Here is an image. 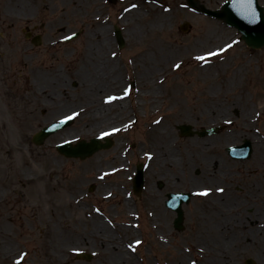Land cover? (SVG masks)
<instances>
[{
    "label": "rangeland",
    "instance_id": "rangeland-1",
    "mask_svg": "<svg viewBox=\"0 0 264 264\" xmlns=\"http://www.w3.org/2000/svg\"><path fill=\"white\" fill-rule=\"evenodd\" d=\"M198 1L219 8L225 0ZM258 1L264 7V0ZM129 10L139 18L125 14ZM183 21L189 23L187 31L179 28ZM113 25L122 29L120 49ZM101 26L108 44L97 52L118 68V83L108 75L91 87L97 61L85 56L95 47L92 34ZM26 27L42 36L38 46L24 37ZM75 31H81L78 38L59 41ZM148 64L152 75L143 80L144 86L141 75ZM0 70L19 86L46 89L51 98L47 102V95L36 92L34 120L19 106L21 119L0 126V264H14L19 257L25 264H45L47 254L55 264H124L115 261L113 250L89 237L97 218L115 244L132 255V264H197L198 254L210 250L209 230L221 211L237 220L241 215L246 225L230 221L227 228L217 225L215 234L232 238L242 231L246 236H240V248L224 249L227 255L220 261L235 264L252 257L261 264L264 240L253 229H264V215L251 214L264 208V47L249 48L235 29L192 11L186 0H0ZM151 79L155 83L146 85ZM0 83L3 88L8 80ZM110 91H122L129 112L119 130L107 132L111 147L84 160L58 154L55 143L89 139L115 125L106 117L84 126L86 112L108 104L99 99L100 93ZM65 113H76L71 126L41 146L30 143L50 116L54 120ZM155 121L161 124L152 132ZM180 123L221 128L211 136L184 137L176 128ZM164 126L171 133L164 152L173 165L159 167L152 154L163 152L155 146L157 130ZM244 138L252 143L251 156L230 158L225 148ZM121 151V159L114 161ZM143 161L144 190L136 196L131 179L135 164ZM202 187L210 193L183 205V227L175 230L174 213L166 211L163 193ZM223 194L225 203L216 204ZM3 198L14 199L6 204ZM127 225L135 232L124 237ZM76 251L93 257L78 259Z\"/></svg>",
    "mask_w": 264,
    "mask_h": 264
},
{
    "label": "bare ground",
    "instance_id": "bare-ground-1",
    "mask_svg": "<svg viewBox=\"0 0 264 264\" xmlns=\"http://www.w3.org/2000/svg\"><path fill=\"white\" fill-rule=\"evenodd\" d=\"M129 16L134 15L132 10H129L127 13H125ZM132 14V15H131ZM133 19H138L139 17H134L132 16ZM92 38L96 41L95 43V47L92 49H90L85 56L86 61H89L90 59L92 61L96 60L97 63L95 64V68L93 70V75L95 76V79L92 80L90 82V84L92 85L91 87H95V86H99V83H101L103 81V79L105 77H107L108 75L112 77H116L117 79H113L114 83H118V68L112 64V61L110 59H106V58H102L101 55L97 52L98 48L99 49H104L106 48L107 44H108V39L106 37V31L104 27H99L96 31L93 32L92 34ZM92 52L94 54H92ZM135 59H140V57H135L133 60ZM91 61V62H92ZM142 63H145V60L142 61ZM109 64V66H108ZM108 66V67H107ZM151 66H149V64L147 66L143 67V71H142V75H141V81L145 80V78L147 76L152 75V73L150 72ZM155 83V80L151 79L148 82H146V85H153ZM143 85L145 86V82L143 81ZM108 97H116V99L112 100V103L110 104H106V105H102L101 107H95L91 110H89L88 112H86V121L84 122V126H92V124L98 122L101 120V118L104 120L106 117L110 118L111 120H113L115 122V125L110 126L108 128L102 129L100 130V132H107V131H111L113 129H117L119 130L122 126V123L124 122L123 120L127 117V115L129 114L128 111L125 110V106H123V102L124 99H122V96L120 95V93L115 92V91H110V92H101L99 99L100 100H108ZM140 108V103H138L136 105V109ZM123 121V122H122ZM122 122V123H121ZM154 123V124H153ZM152 124V132L154 130L155 125H157V127L161 124V121H155ZM157 133L159 134V136L157 137L159 140L156 141V146L155 148H160L163 152L159 153V154H152L153 156V160L154 161H158L159 163V167H164L166 165H173V160L168 158V155H166L165 153L168 151V146L171 142L167 141V139L170 137L171 133L168 129V127L164 126V128L160 127L157 130ZM167 146V147H166ZM256 150H260V148L258 146H256ZM157 149V150H158ZM166 151V152H164ZM159 152V150H158ZM123 155V152H119V155H113L114 156V161L117 159H121V156ZM262 157V162H264V156ZM210 160L213 162L214 159L210 158ZM205 162H207L205 160ZM208 173V172H207ZM99 175V173L97 174ZM264 175V174H263ZM219 199H215V203L216 204H221V203H225L226 200V196L225 195H221L218 197ZM255 213V214H254ZM226 213L221 211V215L220 218L217 220V223L215 224V226L213 227V229L209 230V231H213L212 235L210 234V239L209 241H206L207 243H210V247L208 245V247H206V249H210L207 250L206 252L202 253V254H198V261L197 264H231V261H220V257L222 254L226 253V249L227 250H232L234 248H240L238 246L242 245V238H244L245 236L242 234V231H240L238 234H233L232 238L228 237V238H222V237H218V235H216V229H217V225L219 227H224L227 228V224L232 221L235 222L237 225L244 227L246 225V222H244L242 216L240 215L238 220L236 219L235 215L230 216V215H225ZM253 218H260L259 215H264V208L261 209H256L253 211V214H251ZM251 215H249L248 217H250ZM251 218V217H250ZM253 221H258L257 220H253ZM239 223V224H238ZM93 225V230L90 231L88 233L89 237L94 238L95 240H97L99 242V244L102 247H106V249L112 251L114 254L115 261H123L124 264H129V262L131 263L133 261V257L132 255L128 254L127 252H124V249L118 244H115V241H117L115 238L111 237L112 234L109 232V229L106 227V225L99 220L98 218L96 219V221H93L92 223ZM255 227V226H254ZM215 228V229H214ZM223 228V229H224ZM258 229V230H256ZM254 232L257 231V233H260L262 236V240H264V229L262 228H257L255 227V229H253ZM246 231L250 232L249 230L246 229ZM135 232V230L131 227V226H126L124 229L122 228V234L124 237L128 236V235H133ZM111 234V236L107 235ZM240 236L242 237L240 239ZM247 239V238H246ZM120 240V239H119ZM242 240V241H241ZM122 241V240H121ZM238 244V245H237ZM250 244V243H249ZM249 246V245H248ZM225 249V250H224ZM243 250H247L246 248H242ZM237 251V249H235ZM261 255H258L260 263L264 264V249L261 250ZM258 260V261H259ZM132 264V263H131Z\"/></svg>",
    "mask_w": 264,
    "mask_h": 264
},
{
    "label": "water",
    "instance_id": "water-1",
    "mask_svg": "<svg viewBox=\"0 0 264 264\" xmlns=\"http://www.w3.org/2000/svg\"><path fill=\"white\" fill-rule=\"evenodd\" d=\"M191 5H196L192 0H188ZM237 5L230 4L229 2L225 3L223 6V11H211L203 6L199 5V10L206 14H210L216 17H224L225 21L237 27L241 33L242 37L245 39L246 43L253 47H259L264 45V16L262 14V8L257 5L256 0H235ZM182 28H186V24L182 25ZM119 45L122 44V37L120 34H117ZM60 126L52 125L47 128H44L36 138V142L40 143L42 139L47 136L49 133L53 132L55 129ZM182 134H190V126L189 125H180L178 126ZM110 145V141L107 140L104 144L98 143L97 140L92 139L89 143H85L84 141H80L77 145H71L68 142L62 145H58L57 149L59 152L63 153L66 156L80 157L84 158L86 156L91 155L97 149L103 147L106 148ZM248 141L245 142L242 146L235 149L230 150H239L243 149L245 151L241 154H236L235 156L244 157L248 154ZM239 151H236V153ZM142 184V173L141 170H138V174L135 180V186L137 189L141 187ZM175 197H180V195H176ZM181 200V199H180ZM177 201L175 207L178 210L179 217L176 219V226L179 228L181 222V211L179 210V202Z\"/></svg>",
    "mask_w": 264,
    "mask_h": 264
},
{
    "label": "flooded vegetation",
    "instance_id": "flooded-vegetation-1",
    "mask_svg": "<svg viewBox=\"0 0 264 264\" xmlns=\"http://www.w3.org/2000/svg\"><path fill=\"white\" fill-rule=\"evenodd\" d=\"M4 95L7 97V100H9L7 105L8 110L11 112V115H13V111H15V108H17L20 103H23L25 106L32 108V105L36 102L37 99L36 92L31 87H29V89L27 90L25 86H8V90L4 93ZM28 115H32L31 111H29ZM4 118L5 110L0 103V125L3 123L2 120H4Z\"/></svg>",
    "mask_w": 264,
    "mask_h": 264
},
{
    "label": "snow or ice",
    "instance_id": "snow-or-ice-1",
    "mask_svg": "<svg viewBox=\"0 0 264 264\" xmlns=\"http://www.w3.org/2000/svg\"><path fill=\"white\" fill-rule=\"evenodd\" d=\"M134 7V6H133ZM233 43H236L235 41H233ZM226 47H231V45H227ZM224 49H221V51H223ZM113 55H115V53H113ZM214 55H217V53H213V52H208L207 53V56H214ZM197 59L199 60H205L206 57L205 56H198ZM176 67H179V65H176ZM128 93V90L125 89V95H127ZM113 99H116V97H108V100H113ZM76 113H73V116H75ZM65 120H68V119H72V117H65L64 118ZM63 122V121H62ZM113 132L117 131V129H113L112 130ZM111 133H101V136H107V135H110ZM218 191H222V189H218ZM198 195H207V190L203 191V192H200V193H197ZM140 241H136V244H139ZM129 247H131V245H129Z\"/></svg>",
    "mask_w": 264,
    "mask_h": 264
}]
</instances>
